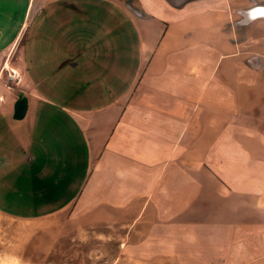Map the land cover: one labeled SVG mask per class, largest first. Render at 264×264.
<instances>
[{"label":"crops","instance_id":"0c3cea01","mask_svg":"<svg viewBox=\"0 0 264 264\" xmlns=\"http://www.w3.org/2000/svg\"><path fill=\"white\" fill-rule=\"evenodd\" d=\"M130 1H27L0 47V214L66 213L107 152L122 161L118 180L135 185L117 196L170 193L154 221L137 222L147 226L139 241L123 244L141 251L135 258L264 264V19L238 24L240 11L264 0ZM53 66L50 79L70 86L81 81L74 67L86 69L85 99L95 107L57 108L33 93L37 70ZM73 90L51 97L81 100ZM137 92L147 103L132 121Z\"/></svg>","mask_w":264,"mask_h":264},{"label":"rangeland","instance_id":"374dc122","mask_svg":"<svg viewBox=\"0 0 264 264\" xmlns=\"http://www.w3.org/2000/svg\"><path fill=\"white\" fill-rule=\"evenodd\" d=\"M27 1L0 0V31H3L0 47L10 44L17 28L21 25ZM92 38L95 40L98 36L93 35ZM129 45L132 56L130 69L132 77L136 67L134 57L137 49L133 30ZM15 59L14 57L12 62ZM74 69L77 70L81 81L73 86L68 83L62 84L57 76L50 79L59 72L50 74L54 66L50 69H38V76L34 79H41V82L38 90L33 93L39 94L41 98L47 97L51 105L57 108L92 109L96 102L86 100L84 92V76L88 71L82 66ZM258 76L264 79V75ZM53 81L54 85L51 86L53 88H45ZM74 88L79 89L80 99L83 101L69 103L51 97V94L65 96L68 92H73ZM140 96L141 94L137 92L131 100V108L135 109L131 115L132 121L138 119V109L144 107L142 105L144 101L139 100ZM178 137L187 140L190 134L182 133L181 127L178 126ZM112 156L104 152L97 157L98 163L93 169L92 179L90 178L84 194L66 213L37 221L14 220L0 214V264H170V261H166L169 259L138 260L135 257L141 256V251L123 245L139 241L138 238L143 236L142 233L146 231L147 226L139 225L137 222L154 221L160 203L170 202V193L164 192V196L160 198L150 194L138 198L134 196L133 189H130V195L121 196L120 194L126 192L124 189L135 185L132 180L130 183L127 179L118 180L122 176L123 165L121 160L117 157L113 159ZM114 163L115 168H119L115 178L112 176ZM146 171V186L149 192L155 187L153 176L155 173L151 172V169ZM116 192L120 194L117 196ZM128 250L134 253L128 254Z\"/></svg>","mask_w":264,"mask_h":264},{"label":"water","instance_id":"95a60500","mask_svg":"<svg viewBox=\"0 0 264 264\" xmlns=\"http://www.w3.org/2000/svg\"><path fill=\"white\" fill-rule=\"evenodd\" d=\"M238 14L241 17V19L238 21V24L244 26L254 20L264 19V7L254 6L247 10L240 11Z\"/></svg>","mask_w":264,"mask_h":264},{"label":"built area","instance_id":"2783aa9c","mask_svg":"<svg viewBox=\"0 0 264 264\" xmlns=\"http://www.w3.org/2000/svg\"><path fill=\"white\" fill-rule=\"evenodd\" d=\"M7 79L9 82L15 81L17 83L19 80V74L11 70L10 72H7Z\"/></svg>","mask_w":264,"mask_h":264}]
</instances>
